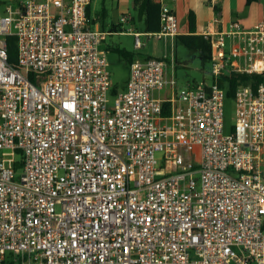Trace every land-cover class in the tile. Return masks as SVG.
Here are the masks:
<instances>
[{
	"label": "built area",
	"instance_id": "1",
	"mask_svg": "<svg viewBox=\"0 0 264 264\" xmlns=\"http://www.w3.org/2000/svg\"><path fill=\"white\" fill-rule=\"evenodd\" d=\"M91 1L0 13V264H264V81L237 87L230 134L220 86L264 75V20L204 34L210 83L177 91L175 56L134 58L109 108L112 33L92 28ZM147 35L176 38V14L161 4Z\"/></svg>",
	"mask_w": 264,
	"mask_h": 264
},
{
	"label": "crops",
	"instance_id": "2",
	"mask_svg": "<svg viewBox=\"0 0 264 264\" xmlns=\"http://www.w3.org/2000/svg\"><path fill=\"white\" fill-rule=\"evenodd\" d=\"M45 1V0H41ZM160 4L168 6L177 16L180 34L188 33V15L190 11L195 14L196 33L204 35L206 32L217 34L229 27L234 21H240L245 28H251L255 24L264 20V0H215L213 5L210 0H155ZM105 10L100 13L92 12V3L89 6L88 18L92 28L106 32H111L110 36L133 39V47H123L122 49L134 55V58H169V52L172 51V57L175 56L176 38H166L162 46L155 44L154 48L147 49L150 37L144 30L143 19L133 9V0H104ZM7 7V6H6ZM6 10V9H5ZM130 16L131 20L123 23L122 18ZM117 28L112 32V27ZM140 34V39L144 43L141 49L135 48V35ZM109 36V37H110ZM142 37L145 40H142ZM124 40L121 44H124ZM124 46V45H123ZM159 46V48H158ZM176 57V56H175ZM177 62V60H176ZM170 67V66H169ZM167 77L171 76L167 73ZM161 100H168L172 97L171 90H164L157 94Z\"/></svg>",
	"mask_w": 264,
	"mask_h": 264
},
{
	"label": "rangeland",
	"instance_id": "3",
	"mask_svg": "<svg viewBox=\"0 0 264 264\" xmlns=\"http://www.w3.org/2000/svg\"><path fill=\"white\" fill-rule=\"evenodd\" d=\"M19 4V0H0V13H4L6 6H11L16 8ZM106 7V3L104 0H93L92 3V12L95 13L96 11L102 13ZM15 30V29H14ZM124 42V46L121 44V41ZM144 41L145 38L142 37ZM163 41L156 40L154 38L150 39L149 45L147 49L154 48L155 44H159L162 46ZM127 47L132 49L133 47V39L129 38H120L117 36H108L102 44V49L106 50L107 52V59H108V69L111 74V79L113 83V87L117 88L118 90L124 89L126 83L129 79V64L128 62L121 57L118 53L114 51L116 48H123ZM159 48V46H158ZM176 69L175 71L172 70L171 67H167V73L171 76V78H176V86L175 90L180 91L185 89L189 83H199L202 81H206L207 83L211 82V64L205 65L202 67L201 61L199 59V54L194 51L188 50L183 44L177 43L176 50ZM172 58V51L169 52V58L165 59L167 61H171ZM163 59V58H162ZM115 103V97L113 95H109L108 97V106L112 108ZM235 113H236V104L233 99H226L224 103V124L226 134H230L232 128L235 125ZM198 153L196 150L195 154ZM16 160H20L19 156H16ZM6 264H8V260H6Z\"/></svg>",
	"mask_w": 264,
	"mask_h": 264
},
{
	"label": "trees",
	"instance_id": "4",
	"mask_svg": "<svg viewBox=\"0 0 264 264\" xmlns=\"http://www.w3.org/2000/svg\"><path fill=\"white\" fill-rule=\"evenodd\" d=\"M252 1V0H249ZM133 9L137 12L138 16L143 19L144 30L146 33H156L161 28V4L155 0H133ZM87 9V15H88ZM117 28L112 27V32H116ZM183 44L188 50L197 52L201 61L202 67L211 64V44L209 38L204 35L196 33V18L195 14L190 11L188 15V33L176 36V43ZM9 47V63L16 66L17 63V47L16 38L9 37L7 39ZM121 57H123L128 64L134 60V55L124 49H114ZM264 81V75H240L235 73H226L220 79V86L226 90V99H233L235 91L239 85H250L256 90ZM126 87V86H125ZM117 88L111 90V95L117 94ZM170 104H164V115H170ZM233 131V128H232ZM7 262V261H6ZM6 262L4 264H6ZM8 264H16L14 261L8 259Z\"/></svg>",
	"mask_w": 264,
	"mask_h": 264
}]
</instances>
